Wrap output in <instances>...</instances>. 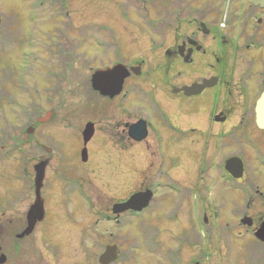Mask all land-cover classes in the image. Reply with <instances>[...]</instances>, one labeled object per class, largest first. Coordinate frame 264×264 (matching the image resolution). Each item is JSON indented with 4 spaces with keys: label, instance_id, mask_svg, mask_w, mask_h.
I'll return each instance as SVG.
<instances>
[{
    "label": "rangeland",
    "instance_id": "374dc122",
    "mask_svg": "<svg viewBox=\"0 0 264 264\" xmlns=\"http://www.w3.org/2000/svg\"><path fill=\"white\" fill-rule=\"evenodd\" d=\"M44 1L43 5L36 6L37 0H0V196L4 200L8 195L14 198V221H19L22 210L24 212L33 202V165L47 157L34 148V141L44 142L53 148L50 161L45 158L44 175L48 178L41 190L45 191L48 199V217L38 223L28 236L17 238L14 243L11 236L20 227L19 224L8 229L12 231L8 233L7 230L8 234L0 228L1 251L5 253V250L14 248L20 255L23 248L24 259L33 264H60L59 261L65 263L68 258L79 260L80 247L84 246L80 237L83 239L88 229V220L83 219L81 227L76 224L78 218L67 223L62 221V213L66 212L61 210L58 201L62 189L59 178L84 177L93 190L95 204L106 206L127 199L132 193L144 189L145 185L148 187L156 178L155 172L163 154L167 155L168 161L165 172L173 174L175 179L171 177L170 182L173 181L178 190L183 189L185 197L172 195L166 186H155L164 190L158 192L157 198L163 199L166 206L158 212L159 219L155 213L143 215L141 219L134 220L132 228H126L128 243H134L138 248L134 264H172L173 257L166 250L184 229L186 237L182 233L181 237L185 238L179 264H192L195 258L200 259L201 264H264V243L253 246L247 239L251 235L244 231L246 226L234 225L237 222L234 219L236 210L239 211L242 204L236 201L241 194L238 186L251 179L264 189V170L257 167L252 159L249 164L252 171L245 170L247 173L240 176L241 180L233 181L223 167L224 155L231 148H207L208 141L203 145L179 141L170 138L171 133H166V130L163 139L169 147L157 149L155 144L150 147L145 144L146 150L136 146L120 149L111 142L118 140L117 127L121 121L119 110L114 108L117 99L107 108L106 98L89 87L91 73L101 66V48L96 44H101V41L121 46V58L125 61L144 59V70L148 71L147 85L152 86L154 81L166 78L164 59L159 55L160 50L150 43L152 36L147 30L158 28L160 24L175 33L176 29L187 28L182 18L176 21L178 18L173 14L176 11L168 9L173 1L146 0L145 7H142L140 2L135 5L130 3L131 0H66V17L60 13L54 16L55 2ZM192 2L194 0H187L182 15L192 7ZM66 23L71 24L73 30L67 31ZM58 30H66L68 36L76 32L75 38L78 35L88 38L85 45L98 55V59L91 60L89 64L85 61L72 64V71L61 80L59 91L53 84L55 75L52 69H58V65L51 58L53 47L50 46L58 39L55 36ZM70 37L72 39L74 35ZM64 38H61L63 44ZM86 58L89 59V54ZM211 58L209 54L205 57L207 61ZM175 68L180 72L187 71V67L182 65ZM21 87H26V91ZM32 88L37 92H33ZM50 95L53 96L48 100ZM48 109L52 110V117L34 125L36 116ZM89 120L94 122L95 129L87 143L89 160L84 163L80 154L81 132ZM249 125H246L249 132L260 137L258 131ZM27 126H33L32 133H25ZM148 162L152 165L145 169ZM195 188L204 201V210L208 215L209 223L203 233L195 222V207L198 205L192 196ZM74 194L78 198H74ZM64 197L73 203L80 199L85 204L73 181ZM171 203L177 212H182V215L178 214V221L170 216L172 210L169 211L168 207ZM255 204L251 215L257 217L260 213L255 211L264 207L260 198ZM149 210L152 211V208ZM134 226L140 233H136ZM154 229L160 230L163 243L159 252H153L149 245L142 244L147 242L146 237ZM247 242L248 246L245 245ZM96 243L99 242L95 237V254L99 250ZM168 252L171 254V251ZM250 255L258 256L259 260Z\"/></svg>",
    "mask_w": 264,
    "mask_h": 264
},
{
    "label": "flooded vegetation",
    "instance_id": "af4514ba",
    "mask_svg": "<svg viewBox=\"0 0 264 264\" xmlns=\"http://www.w3.org/2000/svg\"><path fill=\"white\" fill-rule=\"evenodd\" d=\"M172 1L173 4L170 3L168 9L175 10L176 12L173 14L178 18L176 21L182 18V22L186 24L187 28L179 31L176 29V33L170 32L165 27L147 30V33L152 36L150 43L155 49L160 50L159 55L164 59L162 61L167 74L166 78L154 81L152 86L147 85L148 71L144 70L146 66L144 59L134 62L125 61L121 58V46L112 42L104 43L101 46L100 53L103 57L100 63L101 68L121 63L130 69V73L123 80L120 94L112 98L103 96L106 98L107 108L115 98L117 99L114 108L119 110L121 120L117 127L118 140L111 142L124 150L134 146L146 150L145 144L148 147L155 144L154 147L157 149H163L169 147L163 137L166 133H171L169 137L179 141H189L191 144L197 145H203L208 141L209 144L205 143L207 148H231L232 150L224 155L225 160L229 157H239L243 163V174L247 173L245 170L252 171L251 165H249L252 163V159L257 167L264 170V126L259 127L255 120L257 101L264 93V0H194L193 4H190L192 7L187 8L188 11L184 15L182 14L187 0ZM132 2L135 5L140 2L145 7L146 0H131L130 3ZM84 40L86 41L88 38L85 39L78 35V38L72 39L71 47H60V49L70 48L63 51L64 54L60 56L63 60L57 62L58 74L61 77L64 78L67 72L72 71V64L75 62L79 63L80 61L82 64L85 61L89 64L91 60L98 59V55H94L89 47L81 44V41L84 42ZM110 43L112 45H109ZM87 54H89L88 60H86ZM207 54L212 57L209 61L205 59ZM177 65L187 67V71L180 72L175 68ZM133 68H138L136 69L138 73L133 71ZM203 79H210L209 83L196 93L185 94L177 89L196 82L202 83ZM234 118L238 119L235 123H233ZM90 122L94 124L93 121ZM139 123L144 124L145 137L137 141L130 137L128 131L135 124L139 129ZM246 125L254 127L261 136L259 137L253 132L250 133ZM40 143L45 144L44 142ZM45 146L46 148L39 147V151H42L47 156L45 158L50 161L49 155L53 148L47 144ZM83 148H85V157L88 161L90 153L87 144L82 143L81 150ZM160 156L161 161L155 172L156 178L148 186L153 189L154 193L150 201L151 204L140 212L113 213L112 206L116 201L106 206L95 204L93 190L89 188L90 184L86 179L84 180V177H68L65 180L59 178L62 189L58 201L61 210L66 212L62 213L64 216L62 221L67 223L78 218L76 224L81 227L83 219L88 220L86 226L88 229L83 239L80 237L81 243H84V246L80 247V259L71 260L68 258L65 263L59 261L60 264H100L98 257L106 244H114L117 247L115 260L107 264H134L138 248H135L134 243H128L126 228H132L134 220L141 219L143 215L155 213L154 215L157 214L159 219L160 213L158 212L166 206L163 199L157 198L158 192L164 190H159L160 188H155V186H167L166 190L172 195L182 199L185 197L184 190H178L177 185L173 181L170 182L171 177L175 180L173 174L165 172L164 167L168 163L167 155L161 154ZM150 165L152 163L148 162L145 169ZM46 178L48 177L43 175L39 191L43 217L40 221L35 222L33 228L48 217V199L45 191H41L47 181ZM241 179L242 177L239 180ZM237 180L235 179L236 182ZM71 181L77 185L80 197L85 200V204L80 199L77 200V203H73L68 198L65 199L64 196L70 190ZM241 185L245 186L249 192L243 195L242 191V196L241 194L237 196L236 201L242 202V204L239 211L236 210V213L233 211L235 214H239L234 219L249 214L252 225L244 231L253 237V231L264 220V208H258L255 211L260 213V216L257 217L252 216L251 212L259 198L261 206L264 207V189H261L260 185L255 184L251 179L242 182ZM143 188H147V185ZM192 196L198 203L195 207V222L203 233L209 223L205 216L204 201L199 198L196 188L193 189ZM73 197L78 198V195L74 194ZM124 200L126 199H122V201ZM14 202L11 195L6 196L5 200L0 196V228L5 229L4 232L7 233V230L12 229L14 225L19 224L20 226L11 236L12 243L15 239L28 236L32 232L24 233L28 226L27 213L32 203L24 212L22 210L21 218L16 222L12 216ZM150 207L152 211L149 210ZM170 209L172 210L171 218L178 221V214L180 216L182 212L180 210L177 212L172 203L168 207L169 211ZM211 223H213L212 219ZM234 225L238 227L237 223ZM109 228L112 229L109 230ZM134 230L137 234L140 233L135 226ZM184 230L182 233L185 236ZM159 231V229L150 231L146 237L147 242H142V244H149L153 252L163 249ZM10 232L12 231L8 233ZM182 233L172 240V245L167 250L164 249L170 257H173L172 264L180 263L186 237H181ZM95 237L99 242L95 245L99 249L96 254L94 252ZM247 239L253 246L257 244L260 246L261 242L251 238ZM249 242L245 245L248 246ZM140 246L141 243L139 248ZM2 249L3 247L0 246V264H33L29 262V259H24L23 248L20 255L19 251L14 248L5 250V253L1 251ZM168 251H171V254ZM262 256L264 257V248ZM192 264H201L200 259H193Z\"/></svg>",
    "mask_w": 264,
    "mask_h": 264
},
{
    "label": "water",
    "instance_id": "95a60500",
    "mask_svg": "<svg viewBox=\"0 0 264 264\" xmlns=\"http://www.w3.org/2000/svg\"><path fill=\"white\" fill-rule=\"evenodd\" d=\"M138 69V68H136ZM138 73V71H137ZM128 75V70L124 65L118 63L112 66L111 68L106 69H98L95 70L90 78L91 88L102 95H108L109 97H113L115 94L119 93L122 87L123 79ZM209 80H204L202 84H192L191 86H182L181 88H177L178 91L182 90L185 94L196 93L205 85H208ZM255 112L256 124L259 127L264 126V93L261 98L257 101ZM51 117V112L47 111L44 116H39L37 118V122H46ZM140 127L137 129L135 125L129 128L128 134L134 140H142L145 137V127L143 123L139 124ZM33 132V127L28 126L26 128V133L30 134ZM93 134V124L88 122L85 124L84 129L82 130L83 143L86 144L90 137ZM82 160H85V148L82 149ZM47 160H40L36 164L33 165L34 177V192L35 199L31 204L28 213V226L24 233H29L32 231L33 226L36 221H40L43 217V208L42 201L40 198L39 190L41 187V182L43 179L45 166ZM225 169L233 176L240 177L242 173V163L240 159L236 157H231L225 162ZM151 197V192L149 190H144L141 192H136L129 196V198L122 202L116 203L113 205V212H121L124 210H134L139 211L147 206L148 201ZM241 222L243 224L251 225V219L248 217H244ZM254 236L261 241H264V221L261 223L260 227L255 231ZM117 249L116 246H106L105 251L99 256L98 261L101 264H107L108 262L114 260L116 258Z\"/></svg>",
    "mask_w": 264,
    "mask_h": 264
}]
</instances>
